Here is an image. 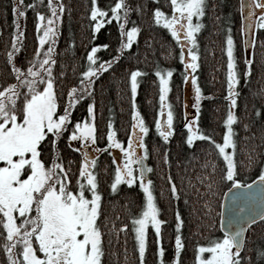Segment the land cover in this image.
<instances>
[{
    "label": "trees",
    "instance_id": "trees-1",
    "mask_svg": "<svg viewBox=\"0 0 264 264\" xmlns=\"http://www.w3.org/2000/svg\"><path fill=\"white\" fill-rule=\"evenodd\" d=\"M53 3L63 5V11L58 13L56 41L51 57L54 61L51 72L58 111H62L68 102V90L74 86L77 89L81 87L80 74L86 70L87 52L94 45L107 44L108 48H98L95 55L98 60H110L116 55L121 36L115 19L102 25L95 33L92 32L91 0H55ZM112 3L114 0H97L98 7L105 9H110ZM125 3L132 9L128 13L125 28H139L136 40L131 48L124 50L121 58L110 69L93 79L88 98L85 93L77 91V103L70 109L71 122L74 123L82 121L87 116V105L93 104L94 146L99 149L94 155L96 163L93 171L96 174L97 191L101 195L97 218L102 232L101 264H140L131 218L141 211L143 192L138 181L132 186L121 182L115 191L112 190L115 167L112 148L107 145V126L111 122L116 138L124 147L127 146L128 136L133 134V103L148 128V132L142 135L147 150L146 165L151 169L147 171V176L153 181L152 190L160 209L158 216L164 221L160 241V247L164 249L162 259L164 264H172L175 258V216L179 212L183 247L178 264H195L197 245H207L212 238L223 235L219 227L220 204L231 182L221 179L223 162L209 141L196 139L192 147L186 143L187 130L183 127L187 119L183 99L185 73L178 57L180 49L170 33L163 26L156 25L152 19L155 6L170 14L168 0H125ZM29 4L34 6L27 7ZM12 5L13 0H0V90L8 84L17 83L13 65L25 74L36 53L39 41L35 13L39 11L45 17L50 14L47 0H23L24 17L15 16ZM204 12L200 18L202 27L196 33L199 67L194 75L202 97L196 123L204 134L222 142L223 119L230 105V101L225 99L227 56L224 41L231 34L240 76L236 86V106L233 109L237 120L232 126L236 145V179L248 184L257 178L260 168L264 167V29L256 30L254 34L255 42L248 57L253 63L249 77L245 78L242 70L248 66L244 63L247 57L243 53L240 0H205ZM13 20L17 21L19 30ZM13 34H17L16 50L9 63L7 54L13 51ZM167 68L173 70L166 100L174 112V132L165 141L155 128V119L160 110L159 78L155 72ZM134 69H139L141 75L137 77L136 96L132 97L129 74ZM37 84L38 89L43 86L41 82ZM19 91L25 92V89L20 88ZM22 99L20 96L18 101ZM17 107H20L19 102ZM70 131L71 124L57 140L56 152L59 162L65 169H69L70 184L75 186L82 156L81 151L69 146L66 137ZM42 155L46 163L50 164L51 152L46 143ZM169 176L177 189L175 198L171 195ZM121 225L127 227L121 230ZM245 236L241 256L247 257V260L243 264H248L249 260L253 264H264L257 256V250L264 249V222L259 220L253 223ZM5 237L6 233L0 224V264H9L4 247ZM156 251L155 233L149 226L144 264H158Z\"/></svg>",
    "mask_w": 264,
    "mask_h": 264
},
{
    "label": "snow or ice",
    "instance_id": "snow-or-ice-1",
    "mask_svg": "<svg viewBox=\"0 0 264 264\" xmlns=\"http://www.w3.org/2000/svg\"><path fill=\"white\" fill-rule=\"evenodd\" d=\"M171 12L166 13L161 7L155 6L152 12L153 22L163 26L175 40L180 51L179 60L184 64L185 71L191 72L183 76L184 81L191 80L194 90V103L192 107L197 110L196 115L190 120H185L184 129L187 130L186 143L192 147L194 140L209 141L223 160L222 180L231 182V189L225 195L231 194L228 204L227 229L224 227L225 204H220L222 237L212 238L207 245H197L195 264H243L247 257H242L241 252L245 245L246 230L260 220L264 222V167L259 170L256 181L244 184L236 179L237 171L234 161L235 140L233 124L237 120L233 109L236 106V86L240 82L237 71L234 51V40L231 34L226 36L224 51L227 55V95L230 101L229 110L223 119L224 131L222 142H217L210 135L204 134L196 123L199 115L201 90L197 84L195 73L199 67L197 46L198 33L202 27L200 18L204 16L205 0H168ZM23 0H13L12 12L17 17H24ZM29 4L27 7H33ZM47 8L51 13L47 17L37 11L35 25L40 45L49 37H55V22L59 19L58 13L63 11V5H56L53 0H47ZM241 11L247 10L246 16H241L244 23L241 32L253 29H264V0H243L240 4ZM259 10L258 14L255 10ZM110 11V15H109ZM132 9L125 0H114L110 9L98 7L97 0H91L90 16L93 21L92 32L95 33L102 25L110 23L113 19L118 22L120 29V46L115 50L116 55L110 60H98L95 55L98 48H108L107 44L94 45L87 52L86 70L80 75L81 87H72L67 92L68 102L62 111H58V103L54 91V81L51 72L52 44L44 51L41 58V49L38 47L33 60L27 68L25 75L20 68L13 65V72L17 74V83L8 84L0 90V224L6 233L5 251L8 254L9 264H101L102 232L98 225L101 195L97 191L96 174L93 168L96 163L95 156H90L84 151L89 144L95 145V125L91 120L71 122L70 109L77 103L75 94L79 90L87 94L92 88V82L102 72L110 69L121 58L125 49L131 48L136 40L139 28L136 26L125 28L128 23V13ZM195 18V22H193ZM46 20V24H45ZM17 24L16 20H13ZM43 26V34L40 30ZM19 30V26L17 24ZM230 32V29H229ZM22 35V33H20ZM126 37V38H125ZM95 39V36H93ZM17 34H13V51L8 52L9 63L16 50ZM253 38L246 40L245 44L254 45ZM185 49L187 51L185 52ZM39 63L40 69L47 73V80L40 75V71L32 65ZM246 67L243 71L245 78L249 77L251 58H245ZM47 66V67H46ZM171 68L155 72L159 78L160 110L155 119V128L159 135L167 141L173 134L174 112L167 103L166 95L169 91V78L172 76ZM141 75L139 69H134L129 74L132 97L137 92V77ZM23 76V79L20 77ZM31 77V78H30ZM37 79L43 81L42 90L37 87ZM20 88L27 91L20 92ZM22 96L23 99L18 101ZM83 99V96L79 97ZM20 107H17V104ZM166 112V118L161 115ZM89 118L93 116V104L87 105ZM259 114V110H257ZM132 133L124 147L116 138L111 122L108 124L107 145L119 149L123 153L122 159H113L116 165L114 179L111 183L113 191L121 182L132 186L139 181V188L143 192V205L138 215L131 218L132 231L135 234L136 247L140 264H144L146 251V238L149 226L155 233L157 245L158 264H164L162 259L164 249L160 247L161 225L164 223L159 218L160 209L155 202L152 190L153 181L145 176L151 169L144 164L147 156L143 135L148 132L144 121L132 105ZM71 124V132L67 135L68 141H78L81 145L82 159L79 165V177L75 186L69 181L68 171L59 162L57 155V140L64 135ZM247 127V125H245ZM45 143L50 147L51 163H46L43 158ZM72 146L71 144L69 145ZM136 148L143 150V155L138 154ZM227 149H232L228 151ZM98 152L99 149H96ZM251 163V160L249 161ZM215 162H213V170ZM136 172L139 175H136ZM257 181L259 186L257 187ZM171 185L172 197H177V189L168 177ZM210 187V185H209ZM232 189L237 191L233 192ZM87 193V194H86ZM90 194V195H88ZM182 220L179 212L175 216V258L172 264H178L181 251L182 238L180 228ZM127 225H121L123 230ZM20 245L19 256L13 255V249ZM207 253V256L202 254ZM257 256L264 261V249L257 250ZM248 264H253L248 261Z\"/></svg>",
    "mask_w": 264,
    "mask_h": 264
},
{
    "label": "rangeland",
    "instance_id": "rangeland-1",
    "mask_svg": "<svg viewBox=\"0 0 264 264\" xmlns=\"http://www.w3.org/2000/svg\"><path fill=\"white\" fill-rule=\"evenodd\" d=\"M53 1H55V0H53ZM57 1H59V0H57ZM56 4V3H55ZM56 5H58V4H56ZM256 11V13L258 14V12H259V10L257 9V10H255ZM51 14V13H50ZM49 14V15H50ZM47 17V16H46ZM59 20V19H58ZM58 20L55 22V31L57 32V24H58ZM193 22H195V18H193ZM45 24H46V20H45ZM43 24H42V28H41V30H40V34L42 35L43 34ZM256 30H262V29H253V34H255V32H256ZM197 35V34H196ZM55 37H56V35H55ZM55 37H49V39L48 40H46L45 41V43L43 44V45H40V43H38V47L41 49V52H40V56H41V58H42V56H43V53H44V51H46L47 50V48L49 47V44L51 43L52 44V52H51V57L53 56V46H54V44H55ZM244 38H245V35H244V32H243V38H242V42H243V45H245V42H244ZM38 40V39H37ZM225 40H226V38H225ZM39 41V40H38ZM224 43H225V41H224ZM225 47H226V44H225ZM196 51H197V48L195 49ZM249 50H250V48H246L245 46H244V55L248 58L249 57ZM187 51V49H185V52ZM225 54H226V52H225ZM233 55H234V53H233ZM227 56V55H226ZM33 60V59H32ZM198 61H199V55H198ZM181 62V61H180ZM181 64H182V67H183V71H184V73H185V75H187V74H189L190 72H191V70L189 69L187 72L185 71V67H184V64L181 62ZM35 69H37V70H39L40 71V75L44 78V81H46L47 80V73L46 72H44L43 70H41L40 69V66H39V63H37V64H35V65H32ZM87 66V65H86ZM47 67V66H46ZM198 69V68H197ZM197 69H196V71H197ZM195 71V72H196ZM27 74V71H26V73H25V75ZM191 74H195V73H191ZM31 78V77H30ZM23 79V78H22ZM37 82H41V84L43 85V82L41 81V80H39V79H37ZM169 82H170V78H169ZM37 87H38V84H37ZM43 87V86H42ZM42 87L39 89V90H42ZM25 89V91H27V89L26 88H24ZM20 90V89H19ZM170 90V89H169ZM201 90V89H200ZM90 90H87V94H85L86 95V97L88 98V96L90 95V92H89ZM169 92V91H168ZM168 94V93H167ZM167 96V95H166ZM183 99H185V110H186V118H187V120H190V119H192V117L195 115V112H196V109H194L193 107H192V104L194 103V90H193V87H192V84H191V80L189 79L188 81H185L184 82V85H183ZM167 101V100H166ZM166 118V112L165 113H163L162 115H161V119L163 120V119H165ZM85 120H91V122H92V118H89L88 117V114H87V116L85 117V118H83L82 119V121H85ZM72 130V129H71ZM225 130V129H224ZM71 132V131H70ZM70 134V133H69ZM222 140V139H221ZM68 143H69V145L71 144L72 146H71V148L73 147L75 150H77V149H80L81 148V145L79 144V142L78 141H68ZM127 146H128V144H126ZM126 146V147H127ZM96 147L94 146V145H92V144H89L88 146H87V148L86 149H84V151H88V153H89V155L90 156H94L96 153H97V151H96ZM228 151H232V149H227ZM136 151H137V153L138 154H141V155H143V150H141V149H139V148H136ZM112 156H113V159H117V160H119V159H122L123 158V153H121L120 152V150L119 149H116V148H112ZM146 158V157H145ZM221 160H222V158H221ZM222 162H223V160H222ZM114 167H116V165L114 164ZM136 175H139V173L138 172H136ZM139 182V181H138ZM87 194V193H86ZM88 195H90V194H88ZM220 237H222V236H220ZM20 250H21V248H20V245L19 244H17L16 245V247L13 249V255L14 256H19V252H20ZM7 253V252H6ZM8 255V254H7ZM203 256H207V253H204V254H202ZM195 261V260H194Z\"/></svg>",
    "mask_w": 264,
    "mask_h": 264
},
{
    "label": "water",
    "instance_id": "water-1",
    "mask_svg": "<svg viewBox=\"0 0 264 264\" xmlns=\"http://www.w3.org/2000/svg\"><path fill=\"white\" fill-rule=\"evenodd\" d=\"M243 2L244 3H247V0H243ZM242 15L243 16H246L247 15V10L246 9L242 12ZM243 23H244V21H243ZM253 32H254L253 30H251V31H244V35H245L244 42L246 40L252 39ZM250 46H251V44H245V47L246 48H249ZM144 164H146L145 159H144ZM145 176L148 178L147 171L145 172ZM253 181H256V179L253 180ZM253 181H251L248 184H251ZM258 186H259V182L257 181V187ZM231 187H229L228 189H226L225 193H228L229 192V189H231ZM232 191L235 192L237 190L236 189H232ZM225 193H224V196H223V199H222V202L225 204V209H224L225 216H224V227H223V230H226L227 229V223H228V204L231 202V199H232L231 194H229V195L226 196ZM258 221L259 220H256V222H258ZM220 227H221V231L223 233L222 225H221V219H220Z\"/></svg>",
    "mask_w": 264,
    "mask_h": 264
},
{
    "label": "bare ground",
    "instance_id": "bare-ground-1",
    "mask_svg": "<svg viewBox=\"0 0 264 264\" xmlns=\"http://www.w3.org/2000/svg\"><path fill=\"white\" fill-rule=\"evenodd\" d=\"M241 2H242V0H240V4H241ZM240 10H241V8H240ZM241 16H242V11H241V13H240V21H241V23L243 24V21H242V19H241ZM241 24V25H242ZM252 38H253V36H252ZM245 46V45H244ZM251 47H252V44H251V46L249 47L250 49H251ZM145 159V158H144ZM146 162V161H145ZM220 219H221V216H220ZM219 227H220V222H219ZM220 231H221V227H220ZM221 233H222V231H221ZM223 234V233H222Z\"/></svg>",
    "mask_w": 264,
    "mask_h": 264
}]
</instances>
